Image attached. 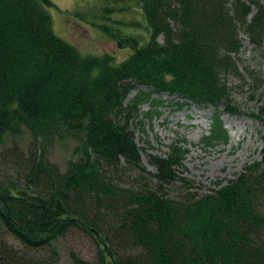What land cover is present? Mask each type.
I'll use <instances>...</instances> for the list:
<instances>
[{"label": "trees", "instance_id": "trees-1", "mask_svg": "<svg viewBox=\"0 0 264 264\" xmlns=\"http://www.w3.org/2000/svg\"><path fill=\"white\" fill-rule=\"evenodd\" d=\"M41 1L0 0V147L29 134L39 146L73 140L75 156L64 169L29 156L25 187L0 181V264H63L57 241L73 228L97 251L67 264H264V150L228 184L172 196L168 185L191 186L178 171L184 139L149 156L152 173L130 125L160 117L168 93L178 107L213 105L203 144L227 143L221 115L238 110L221 75L237 74L240 26L264 39V0H137L148 41L103 27L133 49L118 64L58 37ZM255 117L264 125V105ZM122 166L156 182L123 188L110 175Z\"/></svg>", "mask_w": 264, "mask_h": 264}, {"label": "rangeland", "instance_id": "rangeland-1", "mask_svg": "<svg viewBox=\"0 0 264 264\" xmlns=\"http://www.w3.org/2000/svg\"><path fill=\"white\" fill-rule=\"evenodd\" d=\"M50 1L51 4L41 1V6L51 18L54 33L83 56L109 54L113 63L118 64L133 52L129 46L120 47L103 29L104 26L109 31L119 30L125 35L139 36L140 44L149 39L148 25L137 0ZM238 39L240 50L230 55L237 66V74L223 72L221 75L230 89L231 104L238 110V113L224 112L221 115L229 135L227 143L203 144L214 112L213 105L190 103L178 107L177 99L168 93L159 95L160 117L152 120L143 118L141 124L131 120L143 166L152 173L156 170L149 164V156L166 155L173 140L184 139L182 144L188 152L178 171L181 177L191 182V186L183 182L168 185L166 189L172 196H180L187 190L197 195L208 193L218 184L225 185L237 178L245 165L262 159L264 125L255 116L260 105H264V39L260 43L253 42L242 26ZM159 41H163L162 37ZM147 109V104L141 107L140 118ZM11 144L14 147H8L9 144L0 147V181L12 183L17 188L25 187L23 172L29 156L33 159L41 157L61 169L75 156L76 142L73 140L39 146L29 134H25ZM18 167L22 172L17 170ZM110 175L113 182L123 188L143 184L153 186L156 182L149 174L130 171L124 166L111 171ZM57 245L63 264L70 261L72 253L88 260L96 257L93 239L75 228L57 241Z\"/></svg>", "mask_w": 264, "mask_h": 264}]
</instances>
